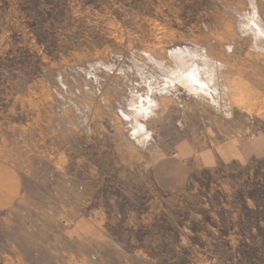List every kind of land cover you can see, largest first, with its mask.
Segmentation results:
<instances>
[{
	"label": "rangeland",
	"instance_id": "374dc122",
	"mask_svg": "<svg viewBox=\"0 0 264 264\" xmlns=\"http://www.w3.org/2000/svg\"><path fill=\"white\" fill-rule=\"evenodd\" d=\"M251 17L264 0H0V148L30 174L0 264H264ZM185 46L220 66L219 105L160 90Z\"/></svg>",
	"mask_w": 264,
	"mask_h": 264
},
{
	"label": "bare ground",
	"instance_id": "6f19581e",
	"mask_svg": "<svg viewBox=\"0 0 264 264\" xmlns=\"http://www.w3.org/2000/svg\"><path fill=\"white\" fill-rule=\"evenodd\" d=\"M256 20L258 21L257 18L251 17L247 21L248 23L247 27L250 30L252 29L255 38L256 39L258 38L257 44L261 45V47H264V31L262 30L261 27L252 23L255 22L258 24ZM198 53L196 52L195 49L187 46L172 52L171 54L172 56H174L176 63L175 65L177 66H175V68L172 69L169 68L171 70V71L168 70L170 71V75L168 74V77L165 79L166 82L163 84L160 90L163 89L162 91L168 92V90H170L169 89L170 87L174 88L177 85L185 86L189 90H191L190 92L193 91L195 95L207 96L217 105H219L220 101H218L217 93L221 90V87L217 85L218 83L215 80L216 79L215 72L220 71L218 70L220 69V66L216 65L213 66L212 69L211 68L208 69L209 63L206 59L203 58L206 56L201 55V53L200 55H198ZM190 81L193 84H191ZM138 97L139 96L137 95V99ZM142 97L143 100H141L140 102H143V104L137 106L138 108L136 112L137 114H140L143 117H147L153 114V106L157 102L152 100V102L147 103L146 102L148 100L147 97L145 95H142ZM137 118L138 117H136V119Z\"/></svg>",
	"mask_w": 264,
	"mask_h": 264
},
{
	"label": "crops",
	"instance_id": "0c3cea01",
	"mask_svg": "<svg viewBox=\"0 0 264 264\" xmlns=\"http://www.w3.org/2000/svg\"><path fill=\"white\" fill-rule=\"evenodd\" d=\"M185 146L179 145V149L176 151L181 160L187 157V155L191 156L194 155L193 153H196L185 148ZM209 152L211 151H201V160L199 161L206 166H214V157ZM223 152L228 153L226 150ZM18 165V163L10 160L0 148V212L14 207L22 197L24 198L26 191L24 182L29 181L30 174Z\"/></svg>",
	"mask_w": 264,
	"mask_h": 264
}]
</instances>
